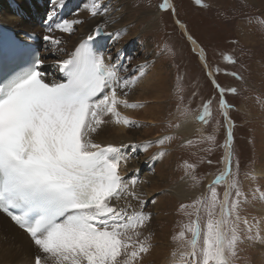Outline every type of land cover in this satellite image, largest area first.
Masks as SVG:
<instances>
[{
    "label": "snow or ice",
    "instance_id": "1",
    "mask_svg": "<svg viewBox=\"0 0 264 264\" xmlns=\"http://www.w3.org/2000/svg\"><path fill=\"white\" fill-rule=\"evenodd\" d=\"M64 3L54 0L49 21H54ZM195 3L208 6L203 0ZM84 7L92 17L109 11L102 0H90ZM160 8L175 11L169 0H163ZM82 23L79 19L49 23V34L43 39L52 49L64 52L62 39L52 33L71 36ZM103 34L104 27L97 26L94 36ZM94 36L56 61L60 79L48 78L41 55L22 52L19 71L0 82V213L27 234L34 247L32 264H142L152 247L144 234L152 219V213L146 211L149 201L136 190L138 177L126 178L120 169L130 159L125 155L127 147L147 151L154 144L165 145L172 137L130 146L97 142L95 136L109 123L145 125L120 110L144 107L127 99L140 77L127 75L128 69L117 62L118 57L113 60L94 48L90 43ZM200 54L207 67L202 48ZM225 59L237 62L232 55ZM207 75L213 77L211 71ZM230 75L243 80L237 72ZM213 83L227 120L231 105L223 96L236 94L237 88L221 87L214 78ZM181 115L188 117L190 110L185 108ZM212 115V100H208L196 119L207 125ZM232 127L229 124L223 145L225 167L208 186V194L180 206V211H192L185 212L189 220L173 237L179 245L173 252V264H236L240 245L260 238L264 230V222L242 214L249 197L239 179L238 160L233 170ZM204 139L215 143L214 135ZM166 154L161 147L157 158ZM196 167L186 162L184 171L198 184ZM221 185L225 186L222 198Z\"/></svg>",
    "mask_w": 264,
    "mask_h": 264
},
{
    "label": "rangeland",
    "instance_id": "2",
    "mask_svg": "<svg viewBox=\"0 0 264 264\" xmlns=\"http://www.w3.org/2000/svg\"><path fill=\"white\" fill-rule=\"evenodd\" d=\"M89 1L66 0L65 3L69 8L67 19H73L71 16L80 12L85 14L86 20L96 18L92 17L84 7ZM162 2L163 0H102V3L110 11L113 9V15L117 16L118 13L120 15L123 13L124 21L121 25L124 26V30L122 37L116 41V48L113 51L115 60L118 57L117 61L128 69L127 75L141 76L144 74L143 71L142 73L140 71L141 66L146 69L150 67V63L151 67H157L159 71H163L165 77L170 79V89L160 101L159 110L163 115L156 121L159 128L157 132L150 134L146 139L155 141L163 136H170L172 139L163 146L154 144L150 147L149 154L152 153V156L148 158L142 157L145 154L140 152L139 147H132L130 156L136 160L133 169L141 183L145 179H153L154 182L161 185L159 194L147 197L149 202L146 205V211L149 210L150 213H153L152 215H155L159 209L161 212L163 211L162 216L160 215L162 218H152L147 228L152 226L160 232L163 241L162 243L156 242L155 246L162 245V251L168 253L164 263L173 264V252H176L179 247L173 237L180 232L182 224L189 220L185 212L192 211L191 208L180 211V206L181 204H191L198 197L208 194L207 186L211 183L212 176L219 174L223 168L225 154L223 145L227 140L225 117L220 108V93L207 75L205 66L200 61L191 42L187 39L184 29L181 27L183 25L205 49L207 68L215 76L216 83L224 88H237L236 94L226 92L225 98L223 97L228 104L237 105L235 109L229 108V114L234 123L233 170L235 171V161L238 160L239 179L249 197V202L242 214L246 215L249 220L255 217L264 222V175L257 173L258 166L264 171V103L260 102L264 101V0H203L204 4L208 5L207 7L197 5L195 0H169V3L174 6L175 12L170 9L161 10ZM0 7H2L0 24L8 25L16 32L13 26L8 23L11 19H6L7 17L12 16V19H20L24 21V24L28 22L35 26H41V20L46 14L44 16L46 23H52L46 17L53 10L54 0H46V2L44 0H4ZM59 10L60 8L57 9V15ZM251 18L257 19L252 20ZM258 22L259 24H257ZM80 26L86 27L87 23L76 25V29ZM97 26L108 28L107 31L104 30L106 37L110 36L111 32L108 30L111 25L108 26L104 19L100 20ZM66 44L63 42L61 45ZM44 45L46 49L44 51L47 54L46 72L49 74L50 64H52L50 62L53 57L56 59L63 56L57 54L59 50L54 49L52 57V50H50L52 46L48 41H44L42 50ZM102 46L107 48L109 39L105 43L102 42ZM227 55H232L237 62L235 64L228 62L225 59ZM217 67L221 69L219 73L215 71ZM226 72L229 74H225ZM232 72L239 73L243 80L230 75ZM146 76H148L147 73L142 78L144 79ZM136 90L140 92L139 94L135 92L134 96L143 93V89L137 88ZM181 96L183 97L182 101ZM208 100H212L213 115L210 123L204 125L189 138L181 134L178 130L180 124L190 116H193L196 124H202L196 117L202 111V104ZM185 108L190 110L189 118L181 115ZM141 124L145 125L141 127L142 129L153 127L147 122ZM158 132L159 134H157ZM155 134H157V138H155ZM209 135L215 136L214 144L204 139ZM148 141L138 143L132 141L131 145L145 144ZM189 141L192 143L189 144ZM161 147L166 150L167 154H171L167 162L163 158H157ZM208 161H212V163H208ZM186 162L197 165L195 175L199 181L198 184L185 175L184 165ZM157 168L169 174L167 180H164V176L154 177L153 173ZM182 183L196 195L183 201L175 199L173 194L169 193L172 190L170 187L172 185L179 186ZM218 187L222 198L225 186ZM159 198L160 200H158ZM152 199L156 200L155 204L151 203ZM260 235V238L246 240L240 245L241 250L236 264H264V250H262L264 249V230L260 232ZM2 256L3 253H0V261H2Z\"/></svg>",
    "mask_w": 264,
    "mask_h": 264
},
{
    "label": "bare ground",
    "instance_id": "3",
    "mask_svg": "<svg viewBox=\"0 0 264 264\" xmlns=\"http://www.w3.org/2000/svg\"><path fill=\"white\" fill-rule=\"evenodd\" d=\"M3 1L4 0H0V6H2ZM238 1H240V0H238ZM0 10H2V7H0ZM112 11H113V9H112ZM112 11L109 10L106 15H99L96 18H89L88 20H86L87 17L85 16V14H83V12H80L78 14L74 13L71 17H73V19H79V20L83 21L84 23H87V26L86 27L80 26L76 30V32L74 34H72L71 36L67 33L63 34L59 31L52 33V35H54L57 38L58 37L62 38L63 39L62 41L67 43L66 45H60V48H63L65 51L64 52L59 51V52H57V54L62 55L64 58H66V53L74 51L75 48L78 47L82 41L87 40L88 36H90V35L94 36V30L97 27L98 22L100 20L104 19L108 26L111 25V27H109L110 30H108L111 32L109 34L110 36L106 37V31L108 28L107 29L104 28L106 30V31L104 30L105 34H103L99 37L94 36V38H93L94 48H96L98 51L104 53L106 56L112 57L113 60H115L113 49L116 48V46H115L116 41L122 37V31L124 30V26L121 24H123L124 18L122 17L123 13H122V15H120V13H118V15L116 16V15L112 14ZM121 11H122V9H121ZM68 13H69V8L67 7V5L65 3L64 6L62 8H60L59 14L57 16H55V18L57 20L58 19L59 20L67 19V17L69 16V15L67 16ZM44 16H46V14ZM44 16H43V19L41 20V26H39V25L35 26V25H33V23H28V22H25V24H24V21H22L20 19H12V16H10V17H7L6 19H8V18L11 19L8 21V23L11 26H13V28L16 32H14L8 25L4 26V25L0 24V29L10 30L12 33L19 35V37H21V38H24L27 41V43L38 44L41 47V56L43 58H45V64L43 67H44V70L46 72L47 71V56H46L47 54L44 51V50H46L45 45H44V48L42 50V42L45 41L43 39V37L45 35H48L49 33L46 30L48 24L46 23ZM55 18H54V20H56ZM253 19H257V18H253ZM51 22L53 23V21H51ZM255 24H256V22H255ZM257 24H259V22ZM181 27L184 29L185 33L188 35V38L192 37L184 25ZM34 32H40L41 34H36V35L30 34V33H34ZM117 32L120 33L119 36L115 35ZM2 39H4V38H1V43H2ZM108 39H109V46L107 48H104L102 46V42L105 43ZM189 40L191 41L192 47L194 48L195 52L198 54L200 61L205 66L204 58H202V56L200 54L202 46L193 37H192V39H189ZM193 40H195L196 43H193L192 42ZM202 49L204 50V53L207 54L205 49L204 48H202ZM6 51H9V48L4 50L3 52H6ZM51 52H52V57H53L54 49H52ZM0 57H1V55H0ZM63 57H61V58L57 57L56 59H55V57H53V60H51L50 63H52V64H50L49 74H47V72H46L49 79H60L61 78V74L59 73V71L55 65H56V61L58 59H64ZM117 62L120 63L119 61H117ZM149 66L150 67L143 69L144 74H142L141 76H138V77H140L138 80L139 83H137V86L132 88V90L129 92L130 94H128V97H127V99L129 100L130 103L139 102V103H142L144 105V107L136 108V109H131V108L125 109V108L121 107L120 110L122 111V113L124 115H127L130 119L137 120L140 123L147 122L150 125H152L153 127L147 128V129H142L141 127H128L125 125H116L113 123H109L108 125L104 126L103 129L95 136V139L97 140V142H100L102 144L111 143V144H117V145L123 143L125 145L130 146L132 141H136L137 143L143 142V141H148L146 139L147 136L157 132L159 125H158V123L156 125V121H158L160 119V116L163 115L161 110H159L160 105H161L160 101L162 98H164V95L169 91L171 83H170V79H168L167 77L164 76L163 71H159L157 67H153V66L151 67L150 63H149ZM146 73L148 74V76H146L143 79L142 76L146 75ZM137 88L143 89V91L141 90L143 93L141 92L142 94H140L138 96H134L135 92L136 93L138 92L136 90ZM139 92H138V94H139ZM145 95H146V98H145ZM227 111H228L229 119L226 120V124H227V127H226L227 135L226 136L228 137L229 124L233 125V127H234V123H233L232 117L229 114V109ZM180 125H181L180 129H178L179 132L181 134L187 136L188 138H189V136H193L197 130L202 129V127H204V124H196L195 121L193 120V116H190L189 119L183 121L182 124H180ZM233 127L231 129L232 134H233ZM157 134H159V132ZM157 134H155V138H157ZM139 145H144V144H139ZM232 146H233V142H232ZM139 150L141 153L145 154V155L140 154V155H143L142 156L143 158H148V157L152 156V153H151V155L149 154L150 148H148L147 151H144L142 147H139ZM127 153H128V155H127ZM131 154H132V147H127L125 149V155L129 157ZM130 157H131V159H129L126 164L122 165L121 169H120L121 174L123 176H125L126 178L136 176L134 169H133V167L136 165V162H135L136 160H135V158H133V156H130ZM170 157H171V154H166L162 158L164 159L165 162H167V160H169ZM224 167H225V164L223 162V168L221 171H223ZM156 172L160 175L155 174ZM257 173L259 175H264V171L262 170V168L260 166L257 167ZM153 174H154V177L155 176H164V180L167 178V176H169V174L166 171L160 170L159 168L155 169ZM217 175H215L214 177L212 176V178L210 177L211 183L216 178ZM147 180L148 179H145L144 182H142V183L140 182L136 186V190L138 192L142 193L143 197L145 199H147V197H152L153 195L159 194L161 192L159 190V188L161 187L160 184L154 182L153 179L148 180V182H147ZM211 183H209V185ZM170 188H172V190L169 193L173 194V197L175 199H178L181 201L186 200L188 197H190L192 195H194V196L196 195L194 192L187 189L183 183H182V185H179V186L178 185H172ZM158 200H160V198ZM148 212H149V210H148ZM161 213H163V211L161 212V210L158 209L156 211V214L152 215V218H154V219L160 218L162 216ZM150 228L145 229L144 234L146 236L150 237V243L152 244V247L149 250V252L144 255L142 264H150L151 262H152V264H161V263L165 264L164 263L166 261L165 258H167L166 256L168 253L162 251L163 250L162 245L157 246V247L155 246L156 242L162 243V241H163V239L161 237L162 235L160 234L159 231H157V229L152 228V226H150ZM149 231L151 232L150 234H149ZM262 250H264V249H262ZM0 253H3L2 261H0V264H32L33 254H34V247L31 245L27 234L24 233L23 230H20L17 227H15L5 216H3L1 214H0Z\"/></svg>",
    "mask_w": 264,
    "mask_h": 264
},
{
    "label": "water",
    "instance_id": "4",
    "mask_svg": "<svg viewBox=\"0 0 264 264\" xmlns=\"http://www.w3.org/2000/svg\"><path fill=\"white\" fill-rule=\"evenodd\" d=\"M185 32V31H184ZM186 34V33H185ZM186 37H187V39L189 40V38H188V35L186 34ZM190 41V40H189ZM191 42V41H190ZM205 69H206V71H207V73L210 71L207 67H205ZM213 74V73H212ZM213 78L215 79V76L213 75V77L211 78L212 79V81H213ZM215 82H216V79H215Z\"/></svg>",
    "mask_w": 264,
    "mask_h": 264
},
{
    "label": "trees",
    "instance_id": "5",
    "mask_svg": "<svg viewBox=\"0 0 264 264\" xmlns=\"http://www.w3.org/2000/svg\"><path fill=\"white\" fill-rule=\"evenodd\" d=\"M44 2H46V0H44Z\"/></svg>",
    "mask_w": 264,
    "mask_h": 264
}]
</instances>
